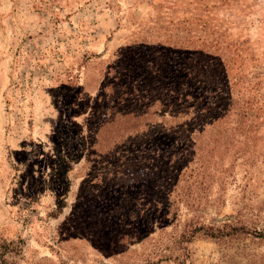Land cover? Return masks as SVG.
Listing matches in <instances>:
<instances>
[{
  "label": "rangeland",
  "instance_id": "1",
  "mask_svg": "<svg viewBox=\"0 0 264 264\" xmlns=\"http://www.w3.org/2000/svg\"><path fill=\"white\" fill-rule=\"evenodd\" d=\"M230 219L264 223V0H0L14 264H264L253 237L176 243Z\"/></svg>",
  "mask_w": 264,
  "mask_h": 264
},
{
  "label": "trees",
  "instance_id": "2",
  "mask_svg": "<svg viewBox=\"0 0 264 264\" xmlns=\"http://www.w3.org/2000/svg\"><path fill=\"white\" fill-rule=\"evenodd\" d=\"M185 110L187 109L180 110V117L182 116L181 113ZM178 113L179 112L175 113L174 116L177 117L179 115ZM151 125L152 124H149L147 126L148 129H150ZM173 129H176V127ZM166 130L168 131V128H166ZM174 131L176 132V130ZM171 183L172 182L163 183V186H168ZM197 237L215 240L238 237H253L264 240V223L260 226H257L245 224V222L239 221L238 219H230L226 221L216 220L215 223H205L193 220L186 223L182 231L179 233L176 243L180 244L179 247L187 252V244ZM17 253L18 248L15 245V242H6L5 240L0 239V264H14Z\"/></svg>",
  "mask_w": 264,
  "mask_h": 264
}]
</instances>
